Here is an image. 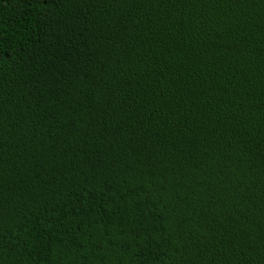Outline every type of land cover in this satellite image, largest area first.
<instances>
[{
    "label": "trees",
    "instance_id": "1",
    "mask_svg": "<svg viewBox=\"0 0 264 264\" xmlns=\"http://www.w3.org/2000/svg\"><path fill=\"white\" fill-rule=\"evenodd\" d=\"M0 264H264V0H0Z\"/></svg>",
    "mask_w": 264,
    "mask_h": 264
}]
</instances>
